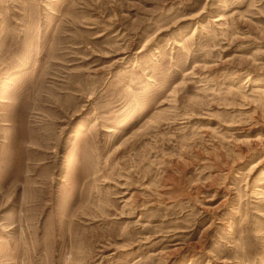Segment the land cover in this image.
Wrapping results in <instances>:
<instances>
[{"label": "rangeland", "instance_id": "rangeland-1", "mask_svg": "<svg viewBox=\"0 0 264 264\" xmlns=\"http://www.w3.org/2000/svg\"><path fill=\"white\" fill-rule=\"evenodd\" d=\"M0 264H264V0H0Z\"/></svg>", "mask_w": 264, "mask_h": 264}]
</instances>
